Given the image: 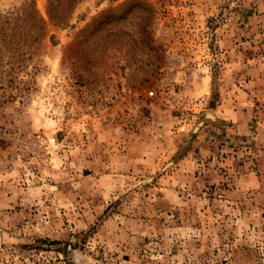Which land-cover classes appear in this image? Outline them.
Returning <instances> with one entry per match:
<instances>
[{
    "label": "rangeland",
    "instance_id": "rangeland-1",
    "mask_svg": "<svg viewBox=\"0 0 264 264\" xmlns=\"http://www.w3.org/2000/svg\"><path fill=\"white\" fill-rule=\"evenodd\" d=\"M0 264H264V0H0Z\"/></svg>",
    "mask_w": 264,
    "mask_h": 264
}]
</instances>
